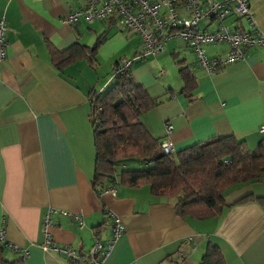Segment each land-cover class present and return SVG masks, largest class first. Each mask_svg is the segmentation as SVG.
<instances>
[{
    "label": "crops",
    "instance_id": "obj_1",
    "mask_svg": "<svg viewBox=\"0 0 264 264\" xmlns=\"http://www.w3.org/2000/svg\"><path fill=\"white\" fill-rule=\"evenodd\" d=\"M248 4L252 21L230 16L223 22L239 31L264 32V0ZM79 6L78 0H0L7 26L0 61L3 257L16 264H65L63 256L38 247L43 217L53 209L57 213L47 228L53 243L79 255L87 253L94 235L101 241L109 238V213L120 218L122 232L102 264H198L207 241L217 246L224 264H264V177L232 185L224 193L221 213L203 220L180 217L176 197L153 196L147 185L116 184L113 195L106 191L113 183L92 187L89 99L109 87L112 69L139 52L140 40L112 18L64 24V16ZM178 12L187 16L183 9ZM198 26L214 27L205 20ZM74 45H96L92 58L55 66L50 52ZM226 51L221 43L204 46L208 57ZM180 67L194 80L189 94L182 91ZM128 73L156 101L139 114L156 145L168 140L176 152L232 135L252 149L264 136L257 131L264 125L262 47L246 48L242 61L208 75L195 66L186 42L174 37L157 54L132 61ZM166 125L172 127L169 133ZM120 165L134 169L139 162ZM244 196L248 199L238 202ZM63 210L70 215L60 214ZM71 214L82 217V226ZM21 249L27 250L24 260L18 259Z\"/></svg>",
    "mask_w": 264,
    "mask_h": 264
},
{
    "label": "trees",
    "instance_id": "obj_2",
    "mask_svg": "<svg viewBox=\"0 0 264 264\" xmlns=\"http://www.w3.org/2000/svg\"><path fill=\"white\" fill-rule=\"evenodd\" d=\"M95 47L74 45L50 53L54 65L62 67L78 58L90 60ZM178 74L182 91L189 94L194 88L192 76L185 67H180ZM89 101L95 151L92 187L147 185L153 196L176 197L174 209L180 217L203 220L221 213L224 193L232 185L264 177V136L252 149L243 140L226 135L193 143L173 156L160 153L139 121V114L156 101L133 80L128 69L114 77L104 91L93 92ZM127 160L138 161L139 167L118 168L117 173V165ZM247 199L244 196L238 202ZM2 249L0 243V264H16L3 257ZM198 264H224V260L217 246L207 241Z\"/></svg>",
    "mask_w": 264,
    "mask_h": 264
},
{
    "label": "built area",
    "instance_id": "obj_3",
    "mask_svg": "<svg viewBox=\"0 0 264 264\" xmlns=\"http://www.w3.org/2000/svg\"><path fill=\"white\" fill-rule=\"evenodd\" d=\"M80 6L68 12L63 22L73 24L78 19L86 22L96 20L115 19L116 23L124 30L135 33L140 40L139 52L130 59L121 60L110 74V79L125 72L130 63L137 59L153 56L163 49L165 42L170 38H180L186 42L194 55L195 66L210 75L216 70L234 62L242 61L246 48H264V32L258 30L239 31L232 24H225V18L234 16L244 17L252 21L248 0H78ZM183 9L187 16L178 12ZM201 20L213 24L212 29L199 28ZM7 30L6 19L0 14V61L5 57ZM221 43L227 46V51L222 55L208 57L204 52L206 44ZM97 122V115L93 117ZM171 126L166 125L165 132L171 131ZM258 133L264 135V125L258 128ZM160 153L174 155L173 144L164 140L158 145ZM116 183L106 189L110 194H115ZM57 211L48 210L42 220V239L38 247L45 252H53L63 256L65 264H102L113 248L115 240L122 232L120 218L109 213V238L101 241L94 235L95 240L84 255L67 246L53 243L47 228L50 218ZM60 214L70 215L69 212L59 211ZM77 224L82 226V217L71 214ZM0 243L5 245L3 231L0 229ZM18 259L27 257V250H19Z\"/></svg>",
    "mask_w": 264,
    "mask_h": 264
},
{
    "label": "rangeland",
    "instance_id": "obj_4",
    "mask_svg": "<svg viewBox=\"0 0 264 264\" xmlns=\"http://www.w3.org/2000/svg\"><path fill=\"white\" fill-rule=\"evenodd\" d=\"M224 22H225V20H224ZM180 42H181V41H180ZM118 168H121V165H120V164H119V165H117V169H118Z\"/></svg>",
    "mask_w": 264,
    "mask_h": 264
}]
</instances>
